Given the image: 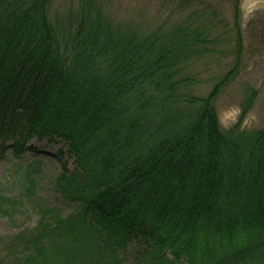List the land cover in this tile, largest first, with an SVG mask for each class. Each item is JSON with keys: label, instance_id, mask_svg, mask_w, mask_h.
<instances>
[{"label": "trees", "instance_id": "trees-1", "mask_svg": "<svg viewBox=\"0 0 264 264\" xmlns=\"http://www.w3.org/2000/svg\"><path fill=\"white\" fill-rule=\"evenodd\" d=\"M53 1L0 0V157L34 136L64 141L76 166L56 184L75 209L37 201V225L0 235V264H124L137 239L134 264H264V125L241 126L253 97L224 131L216 100L233 71L193 89L215 6L180 0L184 19L142 30L103 0L56 22ZM16 199L0 192V212Z\"/></svg>", "mask_w": 264, "mask_h": 264}, {"label": "rangeland", "instance_id": "rangeland-1", "mask_svg": "<svg viewBox=\"0 0 264 264\" xmlns=\"http://www.w3.org/2000/svg\"><path fill=\"white\" fill-rule=\"evenodd\" d=\"M179 1L103 0V3L105 11L115 21L131 22L142 30H150L161 22L172 25L184 19L187 11L175 10ZM207 3L215 6L219 23L217 21L211 28L214 42L210 51L190 67L195 80L193 89L205 94L232 70L229 81L216 100L221 127L224 131L233 127L250 91L253 104L241 126L248 130L259 128L264 125V0H239L240 38L236 33L233 1L206 0ZM79 4L80 0H54L50 16L56 22L65 21ZM31 162L29 177L34 179L33 195L26 190L29 182L25 166ZM75 166V156L61 140L34 136L19 156L9 148L0 157V192L17 199L11 214L0 212V235L37 225L41 216L37 201L56 206L65 215L72 212L75 204L62 197L56 177L64 168L72 170ZM145 246L143 240L131 241L120 251L124 264H134Z\"/></svg>", "mask_w": 264, "mask_h": 264}]
</instances>
